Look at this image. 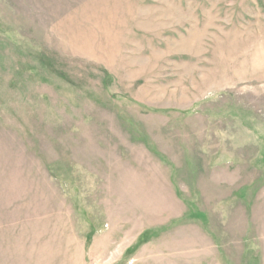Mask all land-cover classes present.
<instances>
[{"label": "rangeland", "instance_id": "obj_1", "mask_svg": "<svg viewBox=\"0 0 264 264\" xmlns=\"http://www.w3.org/2000/svg\"><path fill=\"white\" fill-rule=\"evenodd\" d=\"M0 264H264V0H0Z\"/></svg>", "mask_w": 264, "mask_h": 264}]
</instances>
